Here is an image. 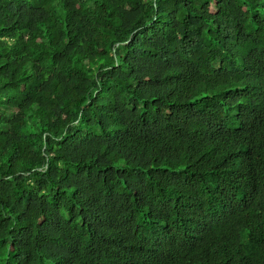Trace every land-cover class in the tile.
Listing matches in <instances>:
<instances>
[{
    "label": "trees",
    "instance_id": "1",
    "mask_svg": "<svg viewBox=\"0 0 264 264\" xmlns=\"http://www.w3.org/2000/svg\"><path fill=\"white\" fill-rule=\"evenodd\" d=\"M0 264H264V0H0Z\"/></svg>",
    "mask_w": 264,
    "mask_h": 264
}]
</instances>
